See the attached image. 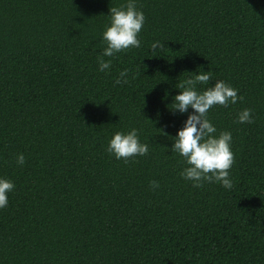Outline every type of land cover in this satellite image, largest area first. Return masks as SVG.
Returning a JSON list of instances; mask_svg holds the SVG:
<instances>
[{
	"label": "trees",
	"instance_id": "1",
	"mask_svg": "<svg viewBox=\"0 0 264 264\" xmlns=\"http://www.w3.org/2000/svg\"><path fill=\"white\" fill-rule=\"evenodd\" d=\"M126 2L0 0V177L15 185L0 264H264V0H137L141 47L102 72L109 8ZM198 68V90L243 97L207 115L233 137L231 189L193 187L170 151L187 116L173 97ZM133 128L148 153L115 159L109 140Z\"/></svg>",
	"mask_w": 264,
	"mask_h": 264
},
{
	"label": "clouds",
	"instance_id": "2",
	"mask_svg": "<svg viewBox=\"0 0 264 264\" xmlns=\"http://www.w3.org/2000/svg\"><path fill=\"white\" fill-rule=\"evenodd\" d=\"M137 0H127L121 7L109 8V23L102 33V42L106 45L98 57L100 71L110 69L111 61L104 57H114L117 53L130 48H140L139 38L145 23L143 11L137 8ZM164 48L161 41L151 44V54L155 55ZM179 84V94L173 97L171 110L181 115L187 113L183 126L170 137L172 143L170 151L178 154L184 160L186 167L180 171V176L191 181L193 187H202L204 183L217 182L225 189L232 188L230 169L234 163V154L231 149L233 137L231 132L223 131L217 134L215 125L207 118L208 112L214 106L228 107L242 101L238 90L223 80H217L212 86L203 91L197 85H207L211 79L210 70L205 72L198 68L195 73ZM126 71L120 73L123 78ZM121 83V79L115 81ZM189 109L192 111L189 112ZM238 123H252L251 110L243 109L238 113ZM167 136L166 132L161 131ZM106 151L115 159L128 162L137 156H144L149 151V144L140 140L137 129L127 132H115L108 142ZM25 157L19 154L16 164L23 166ZM153 182V187H158ZM15 188L14 183L7 178L0 177V209L8 205V194Z\"/></svg>",
	"mask_w": 264,
	"mask_h": 264
}]
</instances>
